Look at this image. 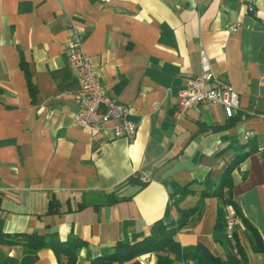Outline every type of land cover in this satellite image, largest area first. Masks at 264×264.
Here are the masks:
<instances>
[{
	"label": "crops",
	"instance_id": "0c3cea01",
	"mask_svg": "<svg viewBox=\"0 0 264 264\" xmlns=\"http://www.w3.org/2000/svg\"><path fill=\"white\" fill-rule=\"evenodd\" d=\"M71 23L108 94L129 106L133 141L114 136V122L95 136L74 124L77 72L64 49ZM201 50L239 94L234 121L209 103L174 115ZM245 131L258 149L232 172V196L263 251H252L240 222L236 230L247 264H264V0H0V264H57L52 249L29 250L30 233L79 238L75 264H90L156 220H176L173 187L188 185L179 206H193ZM217 206L205 196L174 239L223 257L212 236ZM137 260L156 264L153 253Z\"/></svg>",
	"mask_w": 264,
	"mask_h": 264
},
{
	"label": "trees",
	"instance_id": "16d2710c",
	"mask_svg": "<svg viewBox=\"0 0 264 264\" xmlns=\"http://www.w3.org/2000/svg\"><path fill=\"white\" fill-rule=\"evenodd\" d=\"M22 68L25 73L29 92L33 95L34 87L30 80L29 71L25 65ZM228 119L234 121L237 119V115L235 114ZM229 146L234 148L235 155L222 170L211 191H203L193 206L181 208L179 201L189 194L191 190L188 188V185L174 186L169 196L178 211L176 220H156L151 224L147 234L136 233L131 239L117 241L109 252L93 258L90 260V264H141L137 258L147 253L155 254L156 264H247L248 258L246 250L238 236L236 227L233 236L239 258L233 253V246L226 237L224 208L228 205L234 208L238 222L243 227V234L250 244L252 251L262 252L263 243L259 233L241 214L232 196V172L247 156L257 151V138L250 136L244 142L233 139L230 141ZM208 195L215 197L218 201L212 236L215 242L219 243L223 248V257L215 254L199 243L182 246L174 239V235L179 229L192 217L201 214L203 199ZM114 200V198L111 199V201ZM0 236H2L1 233ZM25 240L30 251H35L40 248L52 249L57 258V264H75L77 250L82 244L77 237H71L66 241H61L55 233L45 235L30 233L25 236ZM8 242H12V240Z\"/></svg>",
	"mask_w": 264,
	"mask_h": 264
},
{
	"label": "built area",
	"instance_id": "2783aa9c",
	"mask_svg": "<svg viewBox=\"0 0 264 264\" xmlns=\"http://www.w3.org/2000/svg\"><path fill=\"white\" fill-rule=\"evenodd\" d=\"M235 25L228 23L225 27L233 30ZM69 26L72 34L64 43V49L68 63L77 72L74 124L84 129L90 136H95L107 123L114 122L113 135L133 141L137 125L127 118L129 106L117 103L108 94L89 56L83 50V33L72 23ZM202 103L221 106L227 118L232 117L239 109L238 92L214 72L203 50L200 51L199 74L188 80L186 86L176 95L174 115L179 117L190 107ZM251 135V132L245 131L242 137L247 139ZM224 213L226 237L233 246V253L239 258L233 236L238 219L231 205L224 208Z\"/></svg>",
	"mask_w": 264,
	"mask_h": 264
}]
</instances>
